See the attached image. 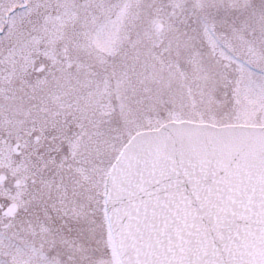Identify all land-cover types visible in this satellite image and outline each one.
<instances>
[{
  "label": "snow or ice",
  "instance_id": "snow-or-ice-1",
  "mask_svg": "<svg viewBox=\"0 0 264 264\" xmlns=\"http://www.w3.org/2000/svg\"><path fill=\"white\" fill-rule=\"evenodd\" d=\"M0 264H264V0H0Z\"/></svg>",
  "mask_w": 264,
  "mask_h": 264
}]
</instances>
